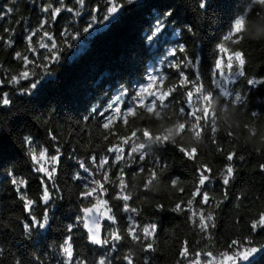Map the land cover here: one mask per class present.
<instances>
[{"label":"trees","instance_id":"1","mask_svg":"<svg viewBox=\"0 0 264 264\" xmlns=\"http://www.w3.org/2000/svg\"><path fill=\"white\" fill-rule=\"evenodd\" d=\"M66 2L81 14L77 17L75 13H62L48 29L54 33L58 44L56 54L59 59L52 61L45 59L49 53L38 47L40 36L34 38L37 53L25 51L23 37L40 18L38 7L30 0H0V8L14 6L13 13L0 19V36L8 39L10 34L4 30L15 29L11 34L16 39L15 51L24 52L36 61L32 67L35 75L30 79L40 80L34 95H23L17 90L27 86L25 81H21V85L0 86V91L10 93L14 100L10 107L0 108V264H15L16 261L21 264H66V258L60 254V245L69 235L68 225H75L71 231L74 248L79 258L88 264L104 255L114 258L112 264H127L123 257L129 253L134 264H220L223 253L232 255L234 251H244L248 247L261 248L264 230L254 231L250 224L264 214V168L261 167L264 165V84L248 85L246 80H264V39L247 35L248 40L242 48L223 39L233 18L247 10L250 0H209L210 7L206 10L198 7V0H134L132 4L115 0L121 10L109 20L103 19L110 6L109 0H87L83 9L75 4V0ZM257 5H253L257 15L247 21V27L264 25V0H257ZM97 8H100L99 12ZM169 10L173 14L165 18L162 13ZM158 17L164 20V27L154 34ZM89 24L92 28L85 32L83 29ZM187 26L194 28L195 36L185 30ZM65 30L67 34H63ZM220 43H225L229 53L218 52ZM181 44L185 45L187 53L169 55ZM233 50L245 54V76L213 75L215 61L221 57L226 60ZM193 53L198 58L197 66L183 71L189 79L193 78V73H199L205 87L199 103L193 101V105L205 116L207 110L215 116L214 121L207 122L203 132L198 122L183 134L177 127L185 123L180 115V107L187 109L183 103L185 97L181 95L185 88L174 93L175 99L163 109L156 107L155 101L145 106L147 101L141 100L142 107L130 111L126 123L117 119L110 129L102 127L103 118L92 115V109L104 111L123 89L130 95L144 88L145 92L138 94H157L159 98L163 93L166 96L168 88L178 84L180 79L170 64L184 56L191 59ZM13 56V49L0 44V79L8 80L10 75L24 70L21 61ZM150 76L162 77L164 83L159 85L158 80L155 84L153 79V85L149 84ZM217 79L223 80V86L229 91L241 94L245 103L241 105L233 97L213 96L220 91L214 83ZM217 98L219 104L213 109L211 102ZM125 100H128L127 96ZM120 107L123 110V104ZM225 108H235V115L230 118ZM114 111L106 115H112ZM253 112L257 113L255 117L251 115ZM142 130L150 132L151 139L137 135ZM49 132L57 135L58 140L52 141ZM29 135L34 139L37 154L45 147L49 154H54L55 145L60 146L63 154L56 173L54 203L50 207L52 218L46 228L34 227L30 234L23 228L25 222H30V217L7 175L8 171L14 170L18 178L26 179L29 198L38 201L34 214L39 217L45 207L38 199L42 194L43 174L35 171L36 165L23 143V137ZM134 135L136 139L131 149L121 143L125 137L131 139ZM164 136L170 138L169 143H157V138ZM188 140L195 146L189 148ZM114 145L124 148L130 157L136 149L146 147L165 166L163 175L153 182L148 181L153 167L150 161L144 164L146 170L142 173H137L140 163L129 161L126 166L124 162L113 161L109 172L111 178L116 179L119 168H125V181L121 183L129 184L133 197L130 206L139 210V215L120 211V227L128 226L129 215L134 216L139 225L155 224L157 231L147 241L153 243L154 250H145L144 240L129 238L117 250L109 252L90 244L86 230L76 220L82 214L81 209L89 206V200L79 196L84 181L74 178L76 173L81 177L87 175L78 167V159L87 160L90 153L111 158L113 154L107 153L106 149ZM180 147L197 149V160L188 159ZM229 152L235 153L231 162L226 159ZM200 162L211 166V174L217 177L205 191L215 197L216 202L222 201L219 208H215V204L204 205L200 197L192 196ZM229 163L236 172L230 184L224 186L219 176ZM95 169L96 165H91V170ZM102 175V171H95L94 178L100 179ZM172 180H178V184L172 185ZM225 192L227 199H223ZM188 199H194L195 212L214 211V229L205 233L193 223L186 203ZM177 203H181L184 211H172ZM112 204L116 211L115 206H120L121 202ZM232 241L239 243L230 251ZM185 243L189 247L188 258L180 256ZM209 252L211 257L206 255ZM236 264H264V252L250 256L248 261L237 259Z\"/></svg>","mask_w":264,"mask_h":264},{"label":"snow or ice","instance_id":"2","mask_svg":"<svg viewBox=\"0 0 264 264\" xmlns=\"http://www.w3.org/2000/svg\"><path fill=\"white\" fill-rule=\"evenodd\" d=\"M30 2L38 7L39 12L41 13L40 18L38 19L35 26L29 27L24 34V41L26 43L25 51L29 53L36 54L38 49L34 44V38L40 36L39 49L46 50L49 55L45 59L47 60H58L59 56L56 54L58 50V44L55 39L54 33L50 32L48 29L50 26L54 25L58 19L61 17L62 13H75V16H80V10L75 9L74 7L68 6L66 0H30ZM127 3L132 4L134 0H126ZM110 6L106 8V15L103 17L104 20H109L113 18L120 10L121 6L115 2V0H109ZM54 4L56 6H54ZM75 4L79 5L83 9L87 5V0H75ZM253 5H257V0H250L248 8L243 13L239 14L233 18L232 23L230 24V30L227 35L224 36L225 42H231L232 45H236L240 48L243 47L244 42L248 40V36L245 33L247 27V21L251 20L255 13ZM258 6V5H257ZM198 7L202 10H206L210 7L209 0H198ZM97 12L100 11V8L96 9ZM14 12V6L2 7L0 8V19H5L8 14ZM172 11L162 13V15L167 18L172 15ZM93 19H95L93 17ZM164 27V20L159 17L155 22L154 34L160 32L161 28ZM92 28V24H89L88 27L84 28L85 32H88ZM187 32L195 36V31L192 26H187L185 29ZM6 33H9L8 39H5L3 36H0V44L4 47L13 49L14 56L13 59L21 61L24 66L23 71L17 72L16 75H10L8 80L0 79V86L4 85H21V81L28 82L27 86H21L17 90L23 95H34L36 90L40 86V80L30 79L34 77L35 73L32 71V67L36 65V61L29 58L28 55H25L24 52L15 51L16 39L14 35H11L15 32V29H5ZM63 34H67V30ZM179 34V33H177ZM151 39V37H149ZM46 41V42H45ZM219 53H229V48L225 46V43H220L217 45ZM177 53L185 54L187 49L185 45L181 44L177 48L171 50L169 55L176 56ZM198 63V58L195 54H192V58L189 59L187 56L182 57V59L176 61L175 63L170 64V67L177 70V75L180 77L178 84L168 88L167 95L164 96L163 93H160L159 98L157 94L150 95H140L139 93H144L145 89L140 88L134 94H129L127 89L121 90L119 95H116L108 104L104 111L99 109H92V115H99L104 119L102 127L104 129H110L113 123L119 119L121 123H126V119L129 116V112H135L139 110L141 105V100L147 101L145 106L152 105L153 101L156 102V107L163 109L168 106L169 103L175 99L174 93L178 92L180 88H185L186 91L181 93L184 95L185 99L183 103L187 105L185 107H180V115L184 118L185 123L179 125L181 134L184 131H188L192 128L193 124L199 123V128L206 130V125L208 121H214L215 116L211 112L205 116L204 112L197 110L193 101L197 104L199 103L200 97L205 92V87L200 82V74L193 73V78L189 77L183 71L184 68H195ZM234 63L236 68L234 69ZM245 64L246 58L244 52L240 50H233L227 59L224 57L217 59L214 63V72L213 75L220 77H227L229 74L231 77H244L245 76ZM45 68L47 65H43ZM2 67V66H0ZM153 79L155 84L159 80V85L164 83L162 77L158 78L157 76L149 77V84L153 85ZM217 85V88L220 91L214 95H222L223 97H233V99L243 105L245 103L244 97L239 94H234L233 91H229L226 87L223 86L224 81L217 79L214 81ZM246 83L248 85H257L264 84V80L258 79H247ZM158 85V87H159ZM157 87V88H158ZM154 93V90H150ZM128 97V100H125V97ZM195 97V99H194ZM211 98V97H210ZM209 98V99H210ZM161 100L163 103H161ZM231 102V101H229ZM14 100L10 93L0 91V108L10 107L13 105ZM123 104V110L120 105ZM115 110L112 115H106L107 112ZM253 117L257 113L253 112L251 114ZM212 131V126H211ZM213 132V131H212ZM137 135L144 137L146 139H151V133L147 130H142ZM50 139L52 141H57L58 136L49 132ZM107 139V136L105 137ZM136 139L134 135L131 139L128 137L124 138V141H121L122 144L127 145L130 149ZM170 138L168 136L157 138V143L163 141V143H169ZM23 143L26 145V151L31 161L36 165L35 171L37 173L43 174L41 177V189L42 194L39 196V202L44 204V210L41 212L38 217L34 214V206L37 204V199L29 198L26 187L27 181L24 178H18L14 170L7 172L9 181L17 193L18 198L23 202L24 210L28 213L30 217V222H25L23 228L27 233H31L33 228H46L49 224L50 219L52 218L50 207L54 203V189L57 188L56 185V173L58 171V165L61 162L62 152L59 145H55L54 154H49L48 148L45 147L42 150H39L37 154L36 148L33 147L34 139L29 135L23 137ZM38 147V146H37ZM179 150L190 160H197V149H187L180 147ZM107 153H112V157L109 158L108 155L101 156L98 153H90L87 160L78 159V167L83 170L87 175L81 177L79 173L74 174V178L77 180H83V191L79 193V196L82 199L89 200V206L83 207L81 209V215L76 217V220L83 225V228L86 230L87 239L90 244L95 245L99 248H103L110 251H115L118 247L127 239L131 238L134 241L144 240L145 250H154L153 243L147 242L150 238L154 237V234L157 231L156 225L151 224L149 226H142L137 224L136 218L129 215L127 217L130 223L128 226L121 228L120 222L118 220V213L123 211L124 213H136L139 215V210L137 207L130 206L129 201L133 199L131 192L129 191L128 183H121L125 181V168H119V176L116 179H112L109 175L110 169L112 167L113 161L115 162H124L127 166L129 161L133 164L140 163V167L137 173H142L146 169L144 164L149 161L152 163V170L149 172L148 181L153 182L155 179L161 177L165 171V166L160 163V159L156 154L147 151V148H138L133 153L132 156H129V153L125 151L124 148H121L119 145H114L106 149ZM123 153V155H121ZM138 154V155H137ZM235 158V153L229 152L226 155L227 161L231 162ZM243 159V157H239ZM90 162V163H89ZM49 165V166H46ZM91 165H96L95 171H102L103 175L100 179H96L95 171L91 170ZM264 168V165L261 166ZM213 169L211 166H206L205 163L200 162L199 167L195 176L194 192L192 193L193 198L200 197V202L204 205L215 204V208L220 207V203L216 202L215 197H212L205 191L207 185L215 180L217 177L212 175ZM236 169L234 166L229 163L225 166L223 172L220 174L219 178L222 180L224 186H228L230 181L235 176ZM114 176L115 173H112ZM90 181V182H89ZM172 185H177L178 180H172ZM110 186H114L111 188ZM107 197V198H105ZM228 194L225 192L223 194V199H227ZM120 201V206H115L116 211L113 210L114 205L112 202ZM187 207L189 212L192 213L190 219L193 223L197 225L200 231L207 233L210 229L216 227L215 223V214L214 211L209 209L207 211H193L194 199L187 200ZM157 207L162 208V205H157ZM174 212L184 211L181 203H177L172 209ZM103 223V227H102ZM75 225H68L69 235L63 240V243L60 245V254L66 258V264H88L84 259H80L76 253L73 244V237L71 231ZM252 230H264V214L259 215V218L253 221L250 224ZM143 233V236L140 235ZM238 241H232L230 246V251L236 248ZM248 244H251V241H248ZM264 247V246H262ZM258 248L248 247L244 251H234L232 255L227 253L222 254V259L220 264H236L237 259L248 261L249 257L256 253ZM207 256L211 257L212 253H206ZM180 256L184 258L189 257V247L185 243L182 246V251ZM114 258H110L109 255H104L102 258L93 262V264H112ZM127 264H134V259L129 253L127 256L123 257ZM214 259V258H213ZM15 264H21L20 261H16Z\"/></svg>","mask_w":264,"mask_h":264},{"label":"clouds","instance_id":"3","mask_svg":"<svg viewBox=\"0 0 264 264\" xmlns=\"http://www.w3.org/2000/svg\"><path fill=\"white\" fill-rule=\"evenodd\" d=\"M245 33H246V35H251V37L253 39H258V40L264 39V25L248 26L245 29ZM218 104H219L218 98L217 99H213V101L211 102V107L213 109H215L218 106ZM224 111L230 118L232 116H234L235 113H236V109L235 108H233L231 110L225 108ZM177 127H178V125H177ZM249 131L251 132V129ZM175 134L176 133L174 132L173 135H175ZM187 146L189 148H191V147H193L195 145L191 142V140H188Z\"/></svg>","mask_w":264,"mask_h":264},{"label":"water","instance_id":"4","mask_svg":"<svg viewBox=\"0 0 264 264\" xmlns=\"http://www.w3.org/2000/svg\"><path fill=\"white\" fill-rule=\"evenodd\" d=\"M208 113H209V111L207 110V112H206V116L208 115ZM102 227H103V223H102ZM264 246V245H263ZM256 248H258V249H260V250H258L256 253H254L252 256H258L259 254H261V253H263L264 252V247H261V248H259V247H256ZM251 256V257H252Z\"/></svg>","mask_w":264,"mask_h":264}]
</instances>
